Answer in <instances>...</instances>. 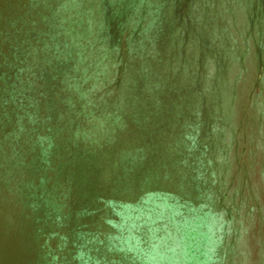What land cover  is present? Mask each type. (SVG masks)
<instances>
[{"label": "rangeland", "instance_id": "obj_1", "mask_svg": "<svg viewBox=\"0 0 264 264\" xmlns=\"http://www.w3.org/2000/svg\"><path fill=\"white\" fill-rule=\"evenodd\" d=\"M88 3L85 78L49 43L73 14L64 0H0V201L13 195L17 223L29 221V258L37 244L38 263L66 253L49 237L56 221L19 205L54 180L69 235L86 227L110 246L98 209L115 197L158 211L139 219L143 249L199 241L216 248L212 264H264V0H138L128 13V0ZM190 205L215 214L210 235L192 231Z\"/></svg>", "mask_w": 264, "mask_h": 264}, {"label": "trees", "instance_id": "obj_2", "mask_svg": "<svg viewBox=\"0 0 264 264\" xmlns=\"http://www.w3.org/2000/svg\"><path fill=\"white\" fill-rule=\"evenodd\" d=\"M128 2L129 3L124 6V8L126 9L125 12H127V10H129L128 12L133 11V8H136L138 0H128ZM80 5H82V8L78 9L77 7H79ZM63 8H65V11L71 10L73 14L65 12V22H62L63 20H61L60 18H57L55 20V24H53L55 28H51V31H49V36H52V38L50 37L49 43H54L53 40H60V53L64 54V56L67 57L70 56L71 59H75V61H77V63L73 65V70L79 73V76L81 75L85 78L89 77V75L91 74V69L88 66L89 64L87 60H85L86 56H81V53L77 51L79 50V38L86 34L85 31H87L89 20L88 18H86V20L88 21L86 24L80 19L79 15H83L87 12V14L92 18L91 15H93L94 8H92V4L88 3V0H80V2L79 0H64ZM87 14H85L84 16L88 17ZM57 22L58 24H56ZM99 22L101 23V21ZM41 35H44V31L41 32ZM61 36H63L62 39ZM62 59H64L65 61V57H62ZM89 70L90 72L86 74ZM71 80L73 81L72 77L69 78V81ZM72 133L74 134V132ZM88 134L89 133L87 132L86 135ZM76 135L77 133L74 135V138H76ZM79 135L82 137L85 136V133H83V131H80ZM196 175L198 176L199 174L196 173ZM196 175H192L194 179H196ZM53 183L54 180L49 184L48 189H45L44 186H39L36 190H34V192L36 193L32 196L31 201L27 200L28 196L23 200L21 197H19V205L21 207H24L25 204L28 205L31 209H41L45 214H47L46 218L51 217L56 221L57 229L53 230L51 228L49 237L54 236L56 237V240H59L58 248L56 251L66 250L65 255H63V253H60L59 255H54L51 260H48L49 255H47V253L45 252H42V262L38 263L36 260L38 254H40L39 248L41 245L37 244L35 246V257L31 260L29 257H32L30 252L32 250V242L34 241V237L29 234L31 231L30 223H28L29 221L24 222L25 227L22 226V224L19 225L17 223L20 216V214H18L17 212L20 207L13 209V195L10 198L4 196V199L0 201V264H69L71 262L74 264H212L214 256L216 254V248H214L213 246L207 247V245L205 244H200L199 241L195 244H188V246H181L178 243L175 245V247L166 245L164 246V249H159V246L158 248H156L158 244L152 243L147 248L143 249L139 243L142 237L143 223H140L139 219L144 215V213H148L149 216L147 217H150L151 214L154 217V220H150V222L153 221V223H155V215L158 211L154 208L152 209L151 207V209H146L144 213L140 215V213H142V205L136 207L125 205L124 202H120L115 197H108L107 199H105L102 207L98 209L100 210L99 213H103L102 216L105 221V228L103 225H101L100 227H102L101 229L109 231L106 236V241L110 243V246L104 249L103 246H101L99 243L100 238L105 234L96 236L95 233L92 232V229L87 230L86 227L81 229L78 226H76L75 228H71L73 235H69L66 229L61 228L60 226L65 223L63 217H70L69 215H71L73 211L70 206L64 207V205L60 203V200L58 199V192L62 188H59L56 185L58 183H54V186H52ZM14 191L15 190H13L15 196ZM36 196L37 198L39 197L41 205ZM150 197L153 198L154 196H148L147 198ZM167 198L170 202L173 203V200L171 201L172 197L167 195ZM204 199H206V197ZM142 203L146 204L145 202ZM202 203L196 207L198 209L207 207L205 202L203 206ZM176 204L178 206V210H181L183 206L178 205V203ZM190 207L193 209V211L196 212L195 221L191 224L192 227H194L192 231H195L197 233L196 236H199L201 238H204L205 235H210V233H212L211 228L216 223V216H214L215 214L212 213L211 218L201 216V211L200 213H198V215V210L192 205H190ZM132 210H135L136 214L140 216L133 218ZM204 211H207V209L202 210V212ZM78 214L83 213L79 212ZM181 214L183 213H180V216ZM213 217L214 219L211 221L210 219H212ZM207 218L210 219L206 220ZM153 223H150V225H152ZM89 227H91V224L89 225ZM151 230L148 231V235L149 232L153 235V231ZM19 233H24L27 236L29 234V240L27 238L25 240L21 239L20 235H18ZM155 233L157 236H159L160 234L159 231H156ZM200 233L201 235H199ZM184 236L185 233L182 235V240H185ZM157 238L161 239L162 237L159 236ZM213 239L214 238H211L210 241L212 242ZM41 242H43V245H45L46 243H48V238L44 236ZM205 242L208 241L205 240ZM71 243H74L76 245L72 247ZM201 243H203V241H201ZM179 254L181 255V257L179 256ZM66 256H69V258H67Z\"/></svg>", "mask_w": 264, "mask_h": 264}]
</instances>
